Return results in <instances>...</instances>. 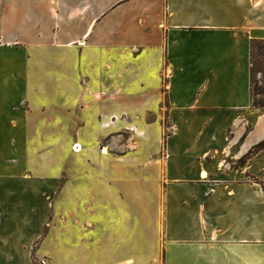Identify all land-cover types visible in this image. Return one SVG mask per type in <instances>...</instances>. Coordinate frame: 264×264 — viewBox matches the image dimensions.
Here are the masks:
<instances>
[{"label":"crops","instance_id":"crops-1","mask_svg":"<svg viewBox=\"0 0 264 264\" xmlns=\"http://www.w3.org/2000/svg\"><path fill=\"white\" fill-rule=\"evenodd\" d=\"M252 39L264 0H0V264H264Z\"/></svg>","mask_w":264,"mask_h":264},{"label":"trees","instance_id":"trees-1","mask_svg":"<svg viewBox=\"0 0 264 264\" xmlns=\"http://www.w3.org/2000/svg\"><path fill=\"white\" fill-rule=\"evenodd\" d=\"M259 69L262 70L261 72L264 74V39H252L250 42L251 106L255 109L263 110V108L261 106H257V103L253 100V77L255 72ZM262 150H264V140L252 146L251 149L239 160V162L244 163L247 159Z\"/></svg>","mask_w":264,"mask_h":264},{"label":"rangeland","instance_id":"rangeland-1","mask_svg":"<svg viewBox=\"0 0 264 264\" xmlns=\"http://www.w3.org/2000/svg\"><path fill=\"white\" fill-rule=\"evenodd\" d=\"M261 71L262 70L260 69L256 71L253 77V100L257 103V106H261L264 109V74ZM163 86L165 87V79L163 80ZM161 125L163 130V143L165 144L167 135H170L172 132L171 121L168 118L164 117L162 119ZM126 137L127 135L124 136V134H121V136L119 137L120 144H122V141H125ZM103 151L106 150L104 149ZM41 264H46V261H42Z\"/></svg>","mask_w":264,"mask_h":264},{"label":"built area","instance_id":"built-area-1","mask_svg":"<svg viewBox=\"0 0 264 264\" xmlns=\"http://www.w3.org/2000/svg\"><path fill=\"white\" fill-rule=\"evenodd\" d=\"M72 148H73L74 151H77V150H79L81 147H80L78 144H74Z\"/></svg>","mask_w":264,"mask_h":264}]
</instances>
